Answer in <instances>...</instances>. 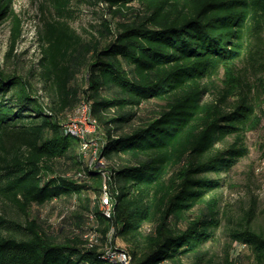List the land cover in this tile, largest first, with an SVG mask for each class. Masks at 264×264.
<instances>
[{"label":"trees","instance_id":"1","mask_svg":"<svg viewBox=\"0 0 264 264\" xmlns=\"http://www.w3.org/2000/svg\"><path fill=\"white\" fill-rule=\"evenodd\" d=\"M103 1L112 17L85 37L70 23L73 0H39L48 102L33 69L26 77L0 64V264H124L111 246L130 264H264L256 196L229 229L236 246L222 260L209 247L228 214L226 175L261 122L253 77L264 74V0ZM12 2L0 0V20L12 22L8 55L23 29ZM83 101L103 132L105 167L66 131ZM105 169L111 215L100 207ZM59 199L87 209L92 230L33 215Z\"/></svg>","mask_w":264,"mask_h":264},{"label":"rangeland","instance_id":"2","mask_svg":"<svg viewBox=\"0 0 264 264\" xmlns=\"http://www.w3.org/2000/svg\"><path fill=\"white\" fill-rule=\"evenodd\" d=\"M12 4L22 18V35L15 51L8 55L12 22L10 19L0 20V64L8 71H12L15 68L18 69L26 77L33 69L35 73L29 76L30 80L38 86V93L43 96L45 102H48L49 93L43 87V80L39 71H37L40 69L38 60L42 55L39 37L42 17L39 0H13ZM73 6L74 15L70 23L85 37H89L92 33L96 32V26H98L103 17H112L109 13L108 3L103 0H73ZM253 78H255V82L257 83L253 95L258 103L257 110L261 116V122L258 127L247 132L245 143L248 147V154L243 156L228 175H226V181L221 189L220 203L224 210H228V214L223 215L222 225L217 232V240L209 244L210 256L216 260H222L227 244L230 249L236 246L237 243L230 240L229 229L233 220L242 213L243 208H246L250 204L253 196H256L258 200V215L255 223L257 225L264 224V74L257 79L255 76ZM153 106V103L146 104V109H142V112L149 110ZM78 107L68 112V117L65 118L67 122L78 120V118L84 116L82 112L78 113ZM86 127L90 130L89 138L98 140L101 143V147L104 141L103 132L99 128L94 130L89 124ZM83 152H85L86 161L89 160L90 163H97V165L101 166L98 162H94L90 151ZM98 158L102 160L99 159L102 163L101 167H105L106 160L100 156ZM105 184L109 188L108 180H105L104 188ZM75 205H77V208ZM100 207L105 212L106 207L102 204V201ZM75 208L80 209L81 216L72 218L71 216ZM89 214L90 212L87 209L78 206L77 202L71 201V199L55 200L33 209V215H39L41 218L46 219L48 221L47 225H53L55 228L64 225L66 229H70L71 227L79 232L83 230L86 232L91 231L92 226H95L91 220L92 216H89ZM71 221H74L73 225H70V223H73ZM87 236L91 240L95 239L93 232L86 234L85 237ZM116 244L127 247L120 237L116 238ZM111 249L115 248L112 246L108 247L107 254L112 260H115V256H122L116 255L115 251H108ZM242 249L246 250L247 248L243 246Z\"/></svg>","mask_w":264,"mask_h":264},{"label":"bare ground","instance_id":"3","mask_svg":"<svg viewBox=\"0 0 264 264\" xmlns=\"http://www.w3.org/2000/svg\"><path fill=\"white\" fill-rule=\"evenodd\" d=\"M84 115V117H92V119L94 120L95 123H97V120L96 118H94L91 114V108H90V104L86 101H83L81 106L78 107V113H81ZM72 122H77V120H74ZM66 131L67 132H70L71 134L77 136L78 138H80V141H81V149L83 151H90L89 150V146H88V143H87V135L86 134H82L81 132H79L77 129L75 128H66ZM90 153V152H89ZM93 156V155H92ZM91 156V158H92ZM98 156H100V150L98 149ZM101 157V156H100ZM103 158V157H101ZM100 159V158H99ZM101 160V159H100ZM102 161V160H101ZM106 170V169H105ZM108 172L107 171H104L103 174L105 176V180H107L108 178ZM109 188L106 187L105 185V188H104V191H103V194L101 196V201H102V204L106 207V210H105V214L107 215H111V209H112V205H108L106 206V192H109L110 194V191L108 190ZM109 204H113V200H112V196L110 195L109 196ZM103 209V208H102ZM125 251V250H124ZM113 253V252H112ZM114 257V256H113ZM130 254L128 252H126V257L124 255L122 256H115V260H118V261H121L123 262L124 264H130Z\"/></svg>","mask_w":264,"mask_h":264},{"label":"built area","instance_id":"4","mask_svg":"<svg viewBox=\"0 0 264 264\" xmlns=\"http://www.w3.org/2000/svg\"><path fill=\"white\" fill-rule=\"evenodd\" d=\"M87 124H89L91 127H93L94 130H97V128H99L98 124H96L94 122L92 117H84V116L81 118H78L77 122H67L65 124V128H75L79 132H81L82 134H87V143H88V146L90 148V152L93 155L94 162H98V164H101V166H102V163L99 161V158H98V149H99L101 143L98 140H93V139L89 138V131L90 130H88V128L86 127ZM109 196H110L109 192H106V206L113 205V204H109ZM108 251H115L116 255H124L126 257V251H124L123 249H116L115 248V249H111Z\"/></svg>","mask_w":264,"mask_h":264}]
</instances>
